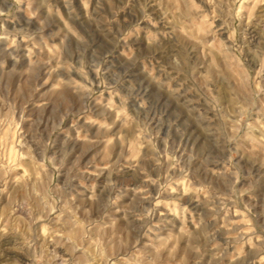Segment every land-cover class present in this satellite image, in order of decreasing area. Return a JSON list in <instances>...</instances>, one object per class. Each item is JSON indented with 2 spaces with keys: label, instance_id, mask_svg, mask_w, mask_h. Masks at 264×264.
<instances>
[{
  "label": "rangeland",
  "instance_id": "1",
  "mask_svg": "<svg viewBox=\"0 0 264 264\" xmlns=\"http://www.w3.org/2000/svg\"><path fill=\"white\" fill-rule=\"evenodd\" d=\"M0 264H264V0H0Z\"/></svg>",
  "mask_w": 264,
  "mask_h": 264
}]
</instances>
